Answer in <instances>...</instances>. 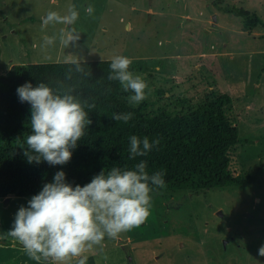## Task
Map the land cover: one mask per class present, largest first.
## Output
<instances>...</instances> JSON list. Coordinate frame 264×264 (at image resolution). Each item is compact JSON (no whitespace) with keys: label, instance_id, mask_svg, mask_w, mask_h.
<instances>
[{"label":"rangeland","instance_id":"1","mask_svg":"<svg viewBox=\"0 0 264 264\" xmlns=\"http://www.w3.org/2000/svg\"><path fill=\"white\" fill-rule=\"evenodd\" d=\"M72 4L80 8L74 25L42 27L47 11L65 15ZM88 4L95 7L91 17L83 10ZM233 8L260 23L243 28L227 12ZM69 27L80 40L64 47L61 30ZM44 35L56 37L46 51ZM114 54L129 57L132 71L146 80L140 103L146 108L180 109L212 91L228 94L225 114L241 138L228 168L250 183L154 190L147 221L86 251L87 264H264L257 254L264 244V0H0V70ZM28 199L0 198V233ZM0 264L39 263L9 237L0 239Z\"/></svg>","mask_w":264,"mask_h":264},{"label":"trees","instance_id":"2","mask_svg":"<svg viewBox=\"0 0 264 264\" xmlns=\"http://www.w3.org/2000/svg\"><path fill=\"white\" fill-rule=\"evenodd\" d=\"M243 28H253L260 19L240 8L231 11ZM110 60L38 62L15 64L0 74V198L11 194L28 197L63 171L73 185L90 182L102 169H131L146 160L152 174L164 170L162 189L202 190L225 185L249 184V180L229 170V152L241 138L225 114L230 103L226 93L212 91L195 105L171 108L131 106L116 81L107 79ZM79 69V70H78ZM130 71L132 68L130 67ZM45 83L54 92L74 96L92 123L63 166L46 162L28 163L23 155L30 133V105L20 103L18 86ZM94 106V107H89ZM132 112L128 123L113 120V113ZM158 139L144 157L129 159V137ZM158 190V189H154Z\"/></svg>","mask_w":264,"mask_h":264},{"label":"clouds","instance_id":"3","mask_svg":"<svg viewBox=\"0 0 264 264\" xmlns=\"http://www.w3.org/2000/svg\"><path fill=\"white\" fill-rule=\"evenodd\" d=\"M83 10L91 17L95 7L88 4ZM79 17L76 4L65 15L49 10L42 19V27L72 26ZM79 40V32L71 27L61 30L60 43L64 47ZM55 43V36L44 35L40 48L46 51ZM131 64L127 56L112 55L107 79L118 82L124 93H130L128 104L135 106L147 98L148 84L142 75L130 71ZM16 94L20 103L30 105V133L26 135L27 147L23 152L27 162L67 164L72 150L85 135L86 126L92 123L82 104L74 96L54 92L42 82L35 87L25 82L17 87ZM112 118L128 123L133 113H113ZM159 143L158 139L150 142L148 137L130 136L129 159L146 156ZM147 167V161L141 160L131 169H102L83 186L67 182L65 173L57 171L51 182L28 199L26 206L18 208L10 228L0 233V239L16 240L36 262L51 258L53 264H87L86 251L102 246L105 238L115 240L142 226L151 215L152 193L165 187V172L149 174ZM257 254L264 257V244ZM104 259L108 257L105 255Z\"/></svg>","mask_w":264,"mask_h":264},{"label":"crops","instance_id":"4","mask_svg":"<svg viewBox=\"0 0 264 264\" xmlns=\"http://www.w3.org/2000/svg\"><path fill=\"white\" fill-rule=\"evenodd\" d=\"M14 63V62H13ZM15 65V64H14ZM13 66V65H12ZM12 66H7V68L3 71V70H0V74H4V73H6ZM12 195L10 194V195H7L6 197H11ZM6 199H8V198H6ZM48 261H51V258H49V260ZM36 262V261H35ZM42 262V261H41ZM41 262H37V263H41Z\"/></svg>","mask_w":264,"mask_h":264},{"label":"water","instance_id":"5","mask_svg":"<svg viewBox=\"0 0 264 264\" xmlns=\"http://www.w3.org/2000/svg\"><path fill=\"white\" fill-rule=\"evenodd\" d=\"M10 195V194H9ZM6 201H7V199H6Z\"/></svg>","mask_w":264,"mask_h":264}]
</instances>
